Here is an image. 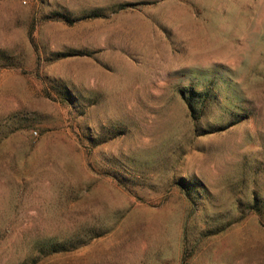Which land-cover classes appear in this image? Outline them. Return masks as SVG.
Here are the masks:
<instances>
[{
    "label": "rangeland",
    "instance_id": "obj_1",
    "mask_svg": "<svg viewBox=\"0 0 264 264\" xmlns=\"http://www.w3.org/2000/svg\"><path fill=\"white\" fill-rule=\"evenodd\" d=\"M0 264H264V0H0Z\"/></svg>",
    "mask_w": 264,
    "mask_h": 264
},
{
    "label": "trees",
    "instance_id": "obj_2",
    "mask_svg": "<svg viewBox=\"0 0 264 264\" xmlns=\"http://www.w3.org/2000/svg\"><path fill=\"white\" fill-rule=\"evenodd\" d=\"M188 106L190 107V105L188 104Z\"/></svg>",
    "mask_w": 264,
    "mask_h": 264
}]
</instances>
